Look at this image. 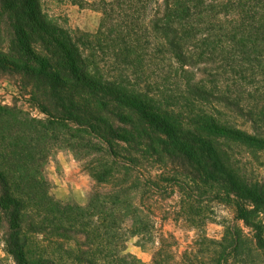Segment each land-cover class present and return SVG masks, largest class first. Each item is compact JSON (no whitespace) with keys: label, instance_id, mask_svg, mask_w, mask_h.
Listing matches in <instances>:
<instances>
[{"label":"trees","instance_id":"trees-1","mask_svg":"<svg viewBox=\"0 0 264 264\" xmlns=\"http://www.w3.org/2000/svg\"><path fill=\"white\" fill-rule=\"evenodd\" d=\"M95 6L96 32L75 36L45 17L40 0H0V76L14 80L20 98L42 115L18 98L0 101V243L11 260L0 257V264H142L123 253L116 212L127 182L145 175L142 159L167 171L151 176L148 189L179 194L183 208L212 188V199L233 206L254 229V246L264 253V180H246L227 147L264 152V133L236 91L213 80L233 74L236 88L250 63L264 76V0ZM145 44L151 93L135 82L147 64ZM218 106L249 114L253 132L224 121ZM55 150L85 160L94 182L85 206L50 195L44 166ZM244 241L236 227L221 240L199 235L179 264H233ZM159 244L152 264H168L162 238Z\"/></svg>","mask_w":264,"mask_h":264},{"label":"rangeland","instance_id":"rangeland-1","mask_svg":"<svg viewBox=\"0 0 264 264\" xmlns=\"http://www.w3.org/2000/svg\"><path fill=\"white\" fill-rule=\"evenodd\" d=\"M83 1L82 7L71 0H40V4L42 12L50 22L70 31L73 35L94 34L101 16L95 9V4L100 0ZM218 18L221 19L222 16ZM145 48L147 50L149 48L145 53L147 64L144 70L139 71L144 74H137L135 82L139 83L140 88L151 93V45L145 44ZM219 60L218 58L216 61ZM231 62L233 63V60L228 62L229 65ZM246 68V73L242 72V80L236 88L230 83L233 74L229 77L220 75V78L213 80L226 84L231 92L236 91L235 99L250 114L257 116L258 124L254 128L256 132L262 134L264 133V76L255 69L254 63L246 65ZM211 71L216 72L214 69H208V72ZM19 95L17 83L0 76V101L3 104L10 105L15 98H18L21 104H25V107L31 110L33 116H42L38 110L25 102V97L20 98ZM180 106L182 103H179L178 108ZM217 112L231 125L248 133L253 132V126L247 121L249 114L246 117L247 113L242 115L220 106L217 107ZM227 147L234 157L238 170L246 180H264V152L252 154L236 144H228ZM83 164L85 160H77L68 150H55L52 153L44 166V176L49 183V193L54 199L81 206L87 204L94 182ZM140 169L145 173L144 177L127 182L123 195L125 204L116 211L121 216L118 221L119 227L122 228L123 233L126 232L123 243L124 254L132 255L142 264H152L153 256L158 251L159 241L162 238L165 244L163 259L168 260V264H179L181 255L197 236L206 234L209 238L221 240L229 228L236 227L241 230L245 241L231 260L233 264H264V253L257 251L253 243L254 229L246 227L243 221L236 218L237 213L233 206L212 199L214 196L212 188L204 187L199 191L201 197L197 205L190 203L188 205L186 201L187 204L181 208L179 194L172 191L156 192L147 188L148 184H151L150 177L164 173L165 169L161 170L158 165L152 164L147 159L141 160ZM141 184H145V187ZM180 212H182L181 217L177 219ZM259 218L264 220V214ZM251 220L256 222L258 219L251 218ZM136 230L138 232L133 233ZM2 248L3 245L0 243V257L6 259L7 256ZM8 262L11 260L8 259Z\"/></svg>","mask_w":264,"mask_h":264}]
</instances>
